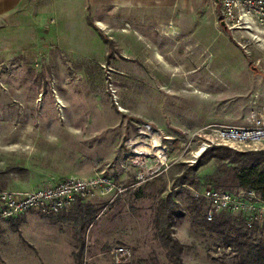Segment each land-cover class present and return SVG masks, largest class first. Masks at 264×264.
<instances>
[{
	"label": "rangeland",
	"instance_id": "rangeland-1",
	"mask_svg": "<svg viewBox=\"0 0 264 264\" xmlns=\"http://www.w3.org/2000/svg\"><path fill=\"white\" fill-rule=\"evenodd\" d=\"M67 2L80 8L81 0ZM174 4L173 21L142 31L139 44L127 26L57 23L49 0L0 16V190L97 173L125 187L114 199L90 197L55 216L0 217V264H114L109 251L117 245L131 251L127 264H172L153 225L167 194L180 213L172 229L182 264H243L222 236L191 224V196L213 186V160L202 159L209 148L199 153L202 128L245 125L249 93L264 89V70L254 62L264 56V27L230 32L212 0ZM156 133L166 165L151 147ZM181 174L195 184L171 188ZM86 207L95 213L87 217ZM229 217L246 227L242 214ZM263 224L248 229L264 240Z\"/></svg>",
	"mask_w": 264,
	"mask_h": 264
},
{
	"label": "built area",
	"instance_id": "built-area-1",
	"mask_svg": "<svg viewBox=\"0 0 264 264\" xmlns=\"http://www.w3.org/2000/svg\"><path fill=\"white\" fill-rule=\"evenodd\" d=\"M218 8L216 18L230 32L248 31L264 27V0H212ZM256 37V36H254ZM264 70V56L254 61ZM248 113L245 125L211 123L205 125L199 153L212 146H228L240 151H257L264 146V89H256L247 98ZM156 132V131H155ZM158 133L152 141V148L159 165H166V153L160 147ZM155 150V149H154ZM146 162L143 157L137 163ZM152 172V171H150ZM144 177L141 175L139 179ZM125 187L120 186L104 173L89 177L66 176L55 183H46L27 190H0V217L11 218L23 212L36 211L42 214H57L68 209L76 200L94 196L114 199ZM193 196L204 199L208 208L206 219L217 213L242 214L247 228L264 221V202L253 191L239 189L235 192L220 191L206 187L194 191ZM114 264H127L131 261V251L124 245L110 249Z\"/></svg>",
	"mask_w": 264,
	"mask_h": 264
},
{
	"label": "trees",
	"instance_id": "trees-1",
	"mask_svg": "<svg viewBox=\"0 0 264 264\" xmlns=\"http://www.w3.org/2000/svg\"><path fill=\"white\" fill-rule=\"evenodd\" d=\"M202 159L213 160L214 171L209 175L207 182L212 184L214 189L220 191L253 190L264 202V150L233 151L226 146H216L209 148L203 154ZM191 166L189 172L197 167V165ZM17 169L20 172H26L25 167ZM186 177H188L187 174H181L173 181L171 188L174 189L181 184H185L186 181L190 185L195 184L193 177H188V180ZM1 188L2 186H0ZM191 199V224L200 226L201 231L222 236L224 242L235 249L241 263L264 264V240L256 237L255 229L246 228L241 221V223L231 221L228 213H222L218 217L215 214L212 219L207 220L206 211L203 212L201 209L202 205L207 202L204 199L193 198L192 196ZM197 200H199L198 203ZM80 202H83V200L74 202L77 203L75 208L80 207ZM177 208L178 205L172 194L160 196L153 220L154 236L160 241L167 258L172 264H182L181 252L183 245L173 235L172 229L175 217L180 214ZM93 213H95V210L85 208L87 217ZM75 223L77 226L81 225L82 219L77 218ZM12 227L16 229V224L13 223ZM262 231L264 232V224ZM80 232L81 228L79 226L77 233ZM82 248L81 245L79 253L82 252Z\"/></svg>",
	"mask_w": 264,
	"mask_h": 264
},
{
	"label": "crops",
	"instance_id": "crops-1",
	"mask_svg": "<svg viewBox=\"0 0 264 264\" xmlns=\"http://www.w3.org/2000/svg\"><path fill=\"white\" fill-rule=\"evenodd\" d=\"M32 1L35 0H0V16L13 14L19 9L21 10L23 6L31 5ZM174 1L81 0L78 4L80 5L79 9L71 7L67 0H55V3L49 0V4L54 7L53 10L51 9V11L55 12L54 15L52 14V18H55L57 23H83L84 28L98 30L123 31L126 30L125 26H127V28L133 30L131 36L139 44L138 39L143 35L142 31L158 29L173 21L175 12ZM60 4L67 5V7L65 6L59 10ZM71 4L73 5V3ZM75 205L76 203H73L70 208L75 207ZM14 217L8 219H13Z\"/></svg>",
	"mask_w": 264,
	"mask_h": 264
}]
</instances>
